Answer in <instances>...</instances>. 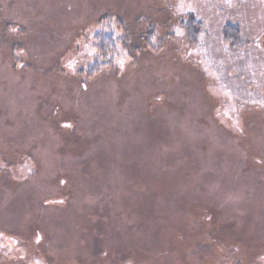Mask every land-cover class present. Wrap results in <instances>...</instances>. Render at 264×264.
Segmentation results:
<instances>
[{
    "label": "rangeland",
    "instance_id": "1",
    "mask_svg": "<svg viewBox=\"0 0 264 264\" xmlns=\"http://www.w3.org/2000/svg\"><path fill=\"white\" fill-rule=\"evenodd\" d=\"M0 264H264V0H0Z\"/></svg>",
    "mask_w": 264,
    "mask_h": 264
},
{
    "label": "trees",
    "instance_id": "2",
    "mask_svg": "<svg viewBox=\"0 0 264 264\" xmlns=\"http://www.w3.org/2000/svg\"><path fill=\"white\" fill-rule=\"evenodd\" d=\"M99 23H101L99 25L102 27V30L95 33L92 43V47L96 54V60L87 68V71L85 73L83 70L79 72V74H84L87 80L93 79L103 69L111 67L113 65L114 55L117 54V41L115 40L114 34L110 30L108 31L107 28L108 24L110 25L109 18H102L100 19ZM182 29L184 31V38L187 43L191 47L196 48L199 45V36L202 31L201 23L198 20L189 17L187 22H183ZM222 41L230 51L235 52L241 49L243 46L247 45L246 43H244L238 28L231 25H226L224 27V30L222 32ZM211 217L212 216H210L208 220H210ZM209 235L210 237L213 236V238H216L215 235H212V231L211 234L209 233ZM212 241V243H214L215 239H213ZM209 253L212 254L210 251Z\"/></svg>",
    "mask_w": 264,
    "mask_h": 264
}]
</instances>
